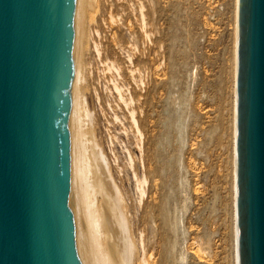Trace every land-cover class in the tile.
Masks as SVG:
<instances>
[{"label":"rangeland","instance_id":"obj_1","mask_svg":"<svg viewBox=\"0 0 264 264\" xmlns=\"http://www.w3.org/2000/svg\"><path fill=\"white\" fill-rule=\"evenodd\" d=\"M76 2L95 212L111 188L130 264H234L236 1Z\"/></svg>","mask_w":264,"mask_h":264},{"label":"water","instance_id":"obj_2","mask_svg":"<svg viewBox=\"0 0 264 264\" xmlns=\"http://www.w3.org/2000/svg\"><path fill=\"white\" fill-rule=\"evenodd\" d=\"M76 0H0V264H96L79 199ZM234 264H264V0H237Z\"/></svg>","mask_w":264,"mask_h":264},{"label":"bare ground","instance_id":"obj_3","mask_svg":"<svg viewBox=\"0 0 264 264\" xmlns=\"http://www.w3.org/2000/svg\"><path fill=\"white\" fill-rule=\"evenodd\" d=\"M235 1H236V20H237V0H235ZM236 36H237V24L235 22V39H236ZM235 51H236V40H235ZM78 60H79V58H78ZM235 76H236V55H235V61H234V81H235ZM77 82H78V73L75 70L74 75H73L72 106H73L74 121H75L77 165L80 169V192H79L78 196H79V199H80V202H81V205H82L85 217H86V221H87V224H88V227H89V230H90L93 242H94L95 262H96V264H130L131 258H132V252H133L131 243L126 242V244L120 245V244H118V242L115 239V238H117V233H118L117 222L118 223L121 222L118 220L119 217L114 215L117 213L118 210L116 211V213L114 212V214H113L112 211H114V209L111 206V204H113V203H110L111 201L109 200V203L107 202V204H106L105 201L103 200L104 203L102 202V204H103L102 214L96 213L95 208L93 207L94 205L92 206V202L90 200L91 196L89 195L90 192H89V185H88V180H87L88 164H87V158H86V146H85L84 132L82 129L84 126L83 125V115H82L83 112L82 111L84 109H82L81 103L79 101L80 99H78V97H79L78 92H76ZM233 107H234L233 108L234 109V111H233L234 112V125H233L234 126V129H233L234 130V132H233V144H234L233 145V155H234L233 156L234 157L233 158V163H234L233 167L234 168L233 169L235 171V158H236V155H235V135H236L235 99H234ZM100 168H102V167L99 166V169ZM101 173H102V171H101ZM233 175H234V173H233ZM142 182L143 181H141V183ZM106 183L104 182L103 184H106ZM107 184H106V186H107ZM106 186H104L105 187L104 189L107 188ZM104 189H102V190H104ZM140 192H141L140 194L143 193V191H140ZM107 193H108L107 195H109L108 199H110L111 197L113 198L112 202L114 201L113 205L115 206L114 208L116 210V206L118 208V199L116 198V196L114 199L113 190L111 188L108 189ZM104 199L107 201V199L105 197H104ZM115 201H117V202H115ZM97 214L101 215V219H99L100 217H98ZM113 215L116 216L117 218L115 217V219H114ZM115 221H117V222H115ZM114 223H116L117 227L114 226ZM121 223H120L119 227L121 226ZM123 230H124V228H123ZM120 233H121V231H120ZM103 234L108 235L109 242L108 243L106 242L107 247L105 246L104 243H102V241L100 239V238L104 237ZM100 235H102V237H100ZM104 238L106 239V236ZM119 238L121 239V237H119ZM124 238H125V236H124Z\"/></svg>","mask_w":264,"mask_h":264}]
</instances>
